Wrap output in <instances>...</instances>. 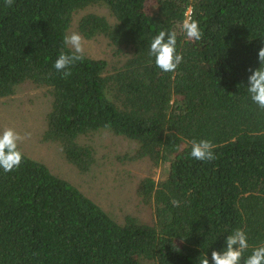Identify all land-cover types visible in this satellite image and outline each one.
<instances>
[{
  "label": "trees",
  "instance_id": "trees-1",
  "mask_svg": "<svg viewBox=\"0 0 264 264\" xmlns=\"http://www.w3.org/2000/svg\"><path fill=\"white\" fill-rule=\"evenodd\" d=\"M87 39L105 37L125 60L109 69L84 54L65 78L54 68L73 17ZM199 22L201 41L177 25ZM177 30L184 60L165 73L149 55L152 38ZM264 47V0H0V98L31 81L51 97L43 140L57 143L81 173L96 161L88 135L108 131L136 143L127 160L168 165L137 193L153 222H119L74 184L24 153L0 168V264H199L243 229L264 244V110L247 92ZM210 140L216 159L197 161L192 140ZM181 203L174 207L171 201ZM183 241V242H182ZM174 243L180 251L173 249Z\"/></svg>",
  "mask_w": 264,
  "mask_h": 264
},
{
  "label": "rangeland",
  "instance_id": "rangeland-1",
  "mask_svg": "<svg viewBox=\"0 0 264 264\" xmlns=\"http://www.w3.org/2000/svg\"><path fill=\"white\" fill-rule=\"evenodd\" d=\"M88 12L110 15L104 6L87 7L74 15L68 35L72 32L81 34L77 28L78 20ZM82 37L85 41L84 54L106 60L110 70L118 68L125 60L124 55H116L105 37ZM50 105L51 97L45 88H37L31 81L24 82L14 95L0 98V133L5 128H13L21 135H27L28 138L19 144L25 155L41 161L54 174L74 184L117 221L123 222L129 215L142 223H152L153 207L142 201L137 187L145 177L156 181L163 179L168 165H154L147 158L127 160L134 153L136 143L103 131L81 139L82 142L92 144L96 152V161L91 170L81 173L67 161L57 143L43 140Z\"/></svg>",
  "mask_w": 264,
  "mask_h": 264
},
{
  "label": "clouds",
  "instance_id": "clouds-1",
  "mask_svg": "<svg viewBox=\"0 0 264 264\" xmlns=\"http://www.w3.org/2000/svg\"><path fill=\"white\" fill-rule=\"evenodd\" d=\"M5 4L11 7L15 0H4ZM177 28L188 40L201 41L203 31L197 20L187 17L177 25ZM64 45L71 49V52L61 51L55 61L54 68L62 73L65 78L72 75L71 68L85 58V41L81 34L72 32L64 37ZM178 32L161 30L155 35L150 43L149 55L155 58L156 66L165 73H175L184 60L183 55L177 51ZM260 67L249 68L251 73L248 77L247 92L253 103L264 110V47L258 53ZM27 135H21L13 128H5L0 133V168L5 173L21 166L24 154L19 148V144L27 139ZM216 146L207 139L192 140L190 155L197 161H214L217 157L214 153ZM174 207L180 205L179 200L171 201ZM183 242V241H182ZM250 248L248 236L243 229L237 228L226 238V246L222 251H212L211 259L213 264H264V244L254 247L251 255L245 256ZM173 249L180 251L174 243ZM199 264H209L207 255L199 258Z\"/></svg>",
  "mask_w": 264,
  "mask_h": 264
}]
</instances>
